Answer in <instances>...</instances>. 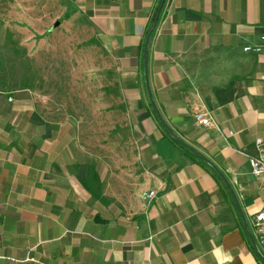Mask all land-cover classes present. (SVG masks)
I'll use <instances>...</instances> for the list:
<instances>
[{
	"label": "crops",
	"instance_id": "0c3cea01",
	"mask_svg": "<svg viewBox=\"0 0 264 264\" xmlns=\"http://www.w3.org/2000/svg\"><path fill=\"white\" fill-rule=\"evenodd\" d=\"M64 1L111 55L126 137L93 154L75 126L0 88V264H264L248 162L264 54L242 51L261 43L264 0Z\"/></svg>",
	"mask_w": 264,
	"mask_h": 264
},
{
	"label": "rangeland",
	"instance_id": "374dc122",
	"mask_svg": "<svg viewBox=\"0 0 264 264\" xmlns=\"http://www.w3.org/2000/svg\"><path fill=\"white\" fill-rule=\"evenodd\" d=\"M114 69L102 38L64 0H0V88L27 92L44 118L75 126L102 157L126 137Z\"/></svg>",
	"mask_w": 264,
	"mask_h": 264
},
{
	"label": "built area",
	"instance_id": "2783aa9c",
	"mask_svg": "<svg viewBox=\"0 0 264 264\" xmlns=\"http://www.w3.org/2000/svg\"><path fill=\"white\" fill-rule=\"evenodd\" d=\"M260 44L244 45L242 51L247 54L261 55L264 54V35L260 36ZM11 100V98H9ZM198 125L210 127L214 124L212 116L207 111L199 112L194 117ZM254 145L257 153L249 157V166L251 174L259 180L260 186L264 192V132L262 136H258ZM155 196V191L143 192L142 199H151ZM252 225L256 234L258 245L264 250V208L258 211L252 220Z\"/></svg>",
	"mask_w": 264,
	"mask_h": 264
},
{
	"label": "water",
	"instance_id": "95a60500",
	"mask_svg": "<svg viewBox=\"0 0 264 264\" xmlns=\"http://www.w3.org/2000/svg\"><path fill=\"white\" fill-rule=\"evenodd\" d=\"M157 22V17L156 19L154 20V25L156 24ZM149 36L150 34L147 36L146 38V42H145V47H144V52H143V56H144V64H146V54H147V43H148V40H149ZM153 110L155 111L156 115L158 116V113L156 112V109L155 107L153 106ZM161 124L165 127L166 131L168 132L169 135H171L172 137H174L177 141H179L180 143L183 144V142L174 134L170 131V129L166 126V124L164 123V121L158 116Z\"/></svg>",
	"mask_w": 264,
	"mask_h": 264
},
{
	"label": "trees",
	"instance_id": "16d2710c",
	"mask_svg": "<svg viewBox=\"0 0 264 264\" xmlns=\"http://www.w3.org/2000/svg\"><path fill=\"white\" fill-rule=\"evenodd\" d=\"M158 118V117H157ZM170 137V139H172L173 141H176L179 143L180 147L182 148L183 151H186V152H189L190 150L185 146L183 145L182 143H180L179 141H177L174 137H172L171 135H168Z\"/></svg>",
	"mask_w": 264,
	"mask_h": 264
}]
</instances>
